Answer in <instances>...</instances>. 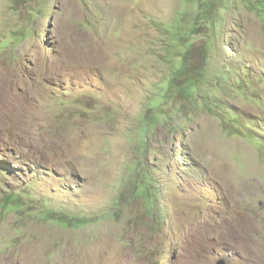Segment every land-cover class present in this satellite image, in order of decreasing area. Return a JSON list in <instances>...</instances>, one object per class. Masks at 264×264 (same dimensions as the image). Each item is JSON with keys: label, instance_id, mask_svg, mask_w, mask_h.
I'll list each match as a JSON object with an SVG mask.
<instances>
[{"label": "rangeland", "instance_id": "obj_1", "mask_svg": "<svg viewBox=\"0 0 264 264\" xmlns=\"http://www.w3.org/2000/svg\"><path fill=\"white\" fill-rule=\"evenodd\" d=\"M264 264V0H0V264Z\"/></svg>", "mask_w": 264, "mask_h": 264}, {"label": "water", "instance_id": "obj_2", "mask_svg": "<svg viewBox=\"0 0 264 264\" xmlns=\"http://www.w3.org/2000/svg\"><path fill=\"white\" fill-rule=\"evenodd\" d=\"M217 264H226V262L222 260V261L218 262Z\"/></svg>", "mask_w": 264, "mask_h": 264}, {"label": "bare ground", "instance_id": "obj_3", "mask_svg": "<svg viewBox=\"0 0 264 264\" xmlns=\"http://www.w3.org/2000/svg\"><path fill=\"white\" fill-rule=\"evenodd\" d=\"M192 264H194V263H192ZM201 264V263H200Z\"/></svg>", "mask_w": 264, "mask_h": 264}]
</instances>
